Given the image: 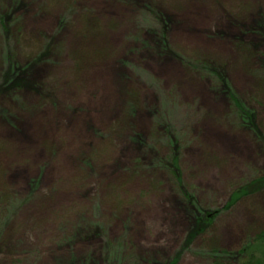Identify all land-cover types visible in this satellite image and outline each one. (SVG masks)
Segmentation results:
<instances>
[{
    "label": "rangeland",
    "instance_id": "rangeland-1",
    "mask_svg": "<svg viewBox=\"0 0 264 264\" xmlns=\"http://www.w3.org/2000/svg\"><path fill=\"white\" fill-rule=\"evenodd\" d=\"M157 14L168 49L219 69L259 134L212 76L149 46ZM7 15L10 56L30 68L0 87V194L15 203L0 264H211L213 250L257 249L264 188L223 208L264 176V0H24ZM195 207L218 211L196 234Z\"/></svg>",
    "mask_w": 264,
    "mask_h": 264
},
{
    "label": "trees",
    "instance_id": "trees-1",
    "mask_svg": "<svg viewBox=\"0 0 264 264\" xmlns=\"http://www.w3.org/2000/svg\"><path fill=\"white\" fill-rule=\"evenodd\" d=\"M24 0H8L4 7L0 4V35L4 37V44L1 47L2 53V62L3 67L0 69V87L8 85V84H14L15 79L20 76L22 73H25L27 69L30 68L29 64L21 65L20 63H17L11 56H10V45H9V33L10 28L13 24V20L11 17L7 15V12H10L11 9L17 7V4L23 2ZM143 11V16H147L146 12L150 11L147 9L148 6H141ZM149 15H152L149 14ZM154 21L157 22V26H162L159 29L156 28L155 24L150 20H147V30L152 35L151 44L149 46L155 47L156 50H159L161 53L166 54L168 56H173L174 58H177L184 64L186 67H189V69H192L194 71H197V73L200 74H208L209 76H212L215 81H217L219 84L214 86L213 90L217 92H222L223 90H226L228 93L230 99L233 102V107L236 110V115L238 116L239 120L243 124H248L251 131L253 133L259 134L256 124L254 122V116L249 112L236 98L235 95L231 92L230 88L225 84V89L221 87V71L217 68H212L209 62H192L190 60H182V58L178 57L176 54L172 53L165 41V32L167 30V26H165L166 21L164 20V17H162L160 14L155 15ZM145 20V18H142V20ZM62 23V22H61ZM264 23V22H263ZM261 23L260 25L257 24V27L255 29L256 33H260V29H264V25ZM160 24V25H159ZM262 36V34H261ZM42 58V57H41ZM36 63V62H35ZM34 63H32V66ZM206 72V73H205ZM152 115L155 116V110L152 111ZM159 121V119L154 117V121ZM260 137V135H258ZM169 143L171 146H176V137L169 136ZM170 159V158H169ZM172 166V171L175 172V178L177 180V183H181L180 178V169L178 166V156L175 153H172V159L170 161ZM264 188V176L258 179L252 180L247 185H243L239 187L235 192L232 193L231 197L229 198L228 202L224 206V210H227L232 204L235 203L236 200L241 198L244 195H248L251 193H255L257 190ZM188 196V195H187ZM189 197V196H188ZM6 198H4L0 194V238H1V232L3 231V226L5 225V218H9L11 213L15 210V203L10 202L7 203ZM192 202V201H189ZM195 207L194 210H192V220L193 225L195 226V234L201 233L203 231H206L208 228L211 227L216 215L218 214V211H208V210H200V208ZM253 242L257 244V249L254 247L252 242L244 244L241 248L236 250L235 252H218L217 250H213L211 254L212 256V262L211 264H264V232L257 235ZM258 247L262 248L261 254L258 255Z\"/></svg>",
    "mask_w": 264,
    "mask_h": 264
}]
</instances>
